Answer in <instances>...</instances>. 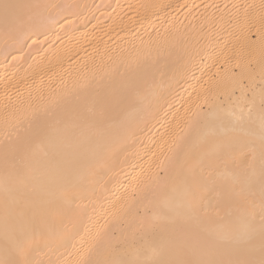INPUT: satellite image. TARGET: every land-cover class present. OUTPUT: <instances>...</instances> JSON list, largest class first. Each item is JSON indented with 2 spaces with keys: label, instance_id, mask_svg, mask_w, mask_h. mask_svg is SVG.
Segmentation results:
<instances>
[{
  "label": "bare ground",
  "instance_id": "1",
  "mask_svg": "<svg viewBox=\"0 0 264 264\" xmlns=\"http://www.w3.org/2000/svg\"><path fill=\"white\" fill-rule=\"evenodd\" d=\"M0 264H264V0H0Z\"/></svg>",
  "mask_w": 264,
  "mask_h": 264
}]
</instances>
